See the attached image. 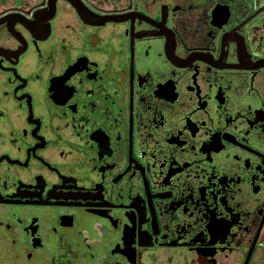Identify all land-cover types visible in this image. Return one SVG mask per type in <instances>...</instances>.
I'll use <instances>...</instances> for the list:
<instances>
[{
  "label": "flooded vegetation",
  "instance_id": "flooded-vegetation-1",
  "mask_svg": "<svg viewBox=\"0 0 264 264\" xmlns=\"http://www.w3.org/2000/svg\"><path fill=\"white\" fill-rule=\"evenodd\" d=\"M0 264H264V0H0Z\"/></svg>",
  "mask_w": 264,
  "mask_h": 264
}]
</instances>
